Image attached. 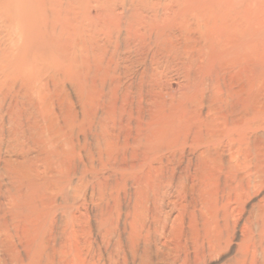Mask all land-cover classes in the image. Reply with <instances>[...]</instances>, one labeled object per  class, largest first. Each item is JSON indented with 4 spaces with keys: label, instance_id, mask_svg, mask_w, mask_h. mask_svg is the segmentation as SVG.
Wrapping results in <instances>:
<instances>
[{
    "label": "bare ground",
    "instance_id": "1",
    "mask_svg": "<svg viewBox=\"0 0 264 264\" xmlns=\"http://www.w3.org/2000/svg\"><path fill=\"white\" fill-rule=\"evenodd\" d=\"M225 5L222 8L227 10L232 7ZM203 18L212 22L209 15ZM226 22L222 24L225 28L213 25L204 32L212 38L208 52L187 59L199 65L191 74L194 93L181 106L160 101L157 52L150 36L143 40L146 62L139 63L140 71L128 86L123 83L127 72L121 71L122 61L114 57L112 44L116 43H110L115 50L111 54L100 48L95 59L101 61H89L90 75L87 67L86 77L75 72L78 110L68 100L65 105V100L46 94V85L33 89L32 94L11 92L10 107L6 98V131L5 117L0 120V264H152L151 256L154 264H204L228 249L236 231L240 239L226 264H264V65L253 75L250 32L240 24H231L226 31ZM84 38L89 41L88 36ZM171 50L163 51L167 59ZM63 67L65 74L73 68ZM2 150L8 158L1 156ZM257 196L255 204L246 209Z\"/></svg>",
    "mask_w": 264,
    "mask_h": 264
},
{
    "label": "rangeland",
    "instance_id": "2",
    "mask_svg": "<svg viewBox=\"0 0 264 264\" xmlns=\"http://www.w3.org/2000/svg\"><path fill=\"white\" fill-rule=\"evenodd\" d=\"M100 1H102V0H100ZM128 1H131L130 4H129ZM174 1L175 2H173V0H147V1L146 0H107V1L103 0V2H99V0H0V65L2 64L1 67H0V73H1L0 74V88H1L0 89V102L3 99L2 104L0 103V105H3V106H1L2 110L0 109L1 110L0 111V116H1L0 120H1V118L4 119L3 117H5V119H6V120L4 119V121L2 120L3 124L5 125L4 126V128H5L4 130L5 131L7 130L6 129L7 121H8L7 119L9 118V116L7 114H9L8 112H9L10 101H11V92H13V91H19L20 93L21 92L22 93L23 92H28V94L29 93L32 94V90L33 89L36 90L38 88H42L43 85L44 86L46 85L47 86V87L45 86L46 94H48V92H49V94H48L49 96L52 97V95L53 96L55 95L56 97L60 98L61 100H63V101L65 100V102H64L65 105L69 101V102H71L74 105V108L76 110H78L79 108L77 107L78 106V102L77 101H78L79 92H78V89H77V85H73V84H76V82H77V80H75L76 76H74V75H76L75 72L79 71V73L77 75L78 76H82V75L84 76V74H85L86 70L88 69L89 64H90L91 61H93V60H96V61H93V62L101 61L97 57L95 59V56H96V54H98V51L100 50V48H101V50H100L101 52L105 53V51L106 52L108 51V53H110V54L116 50L114 52V57L116 59L118 58L117 61L118 60L122 61L121 63L123 65L121 64L122 65L121 67H123V68H121V71L122 72L126 71L127 72V74H126L127 76L130 75V77L125 76V78L123 80L124 81L123 82L124 85L128 86V84L134 80V78H132V77H134V75H136L140 71L139 63L146 62V59L144 57V52L146 50V46L144 45V41L143 40L144 39L147 40V38L149 36L151 37V40L154 38L153 39L154 48H155V52H157L156 56H155V60H157V62L156 61L155 62H156V66H157V73H158V77H159V81H160L159 84H160V88H161V92H160L161 96L159 95L161 97V100H160V98H159V100L160 101L164 100V102H167V104H172V106H176V105L181 106L182 103L190 102L189 101V97H191L193 95L194 90L196 88L195 86L192 85L193 81L191 80V77H192L191 74L194 73V70H197V66L199 64L188 63L187 59L191 58L190 56L197 57L198 55L202 54L203 52H208L209 51V49L211 48L210 44L212 42V38L211 37L208 38V35H207L208 32L205 33V34H204V32L206 30L209 31V29L212 30L211 28L213 27V25L214 26L216 25L215 27L218 28V29H219L220 25L223 27V25H226V24H224L226 22L225 21L226 18H227V22H228V23L227 22L226 23L228 25H230V26L227 25L226 31L233 27L231 24H233V25L240 24L241 28L244 26L243 28H247L248 31L250 32L249 36L251 38V41L253 42L252 43V47H253L252 48V53H254L253 55L255 57L254 60H253V65H254V67H253V75L258 74L259 70H261L263 68V65H264V62H263L264 61V53H261V52H264V32L262 31V33H263L262 34L260 31H261V29L262 30L264 29V11H263L264 10V0H261V2H260V0H256V1H258V3H256L255 0H244V1L243 0H235L234 4H233V0H209V3L207 2L208 0H206V1L205 0H198V2H197V0H182V1L181 0H174ZM195 1H196V3H199V4L197 5L195 3ZM220 1H223V2H220ZM228 1H230V4H229ZM239 1H241L242 3L239 2ZM219 2L220 3H226L227 2L229 5L220 4ZM246 2H247V5L244 4ZM70 3H72V4H70ZM97 3H99V4H97ZM102 3H104L105 5H103ZM108 3L109 4L111 3V4L109 5ZM127 3H128L129 6H127ZM132 3L134 4V6H133ZM169 3H171V6L173 8L170 7ZM184 3L187 6H185ZM187 3H189L190 5H188ZM210 3H211L212 7H210ZM239 3H241V4L239 5ZM95 5H96V7H95ZM111 5H112V8L110 7ZM122 5H124V6H122ZM201 5H203V6H201ZM219 5H221V6H219ZM224 5L226 6V8L231 7L230 5H232V7L229 8L230 10L229 9L227 10V9H225V7L222 8V6H224ZM104 6H106V7H104ZM153 6H155V7H153ZM180 6H181V8H180ZM249 6H251V7H249ZM122 7H124V8H122ZM164 7H165V10H163ZM247 7L250 8V9H248ZM130 8H133V9H130ZM137 8H139V9H137ZM175 8H177V9H175ZM219 8H220V10H219ZM172 9L175 12H172ZM241 9L242 10L244 9L245 12H242ZM128 10H130V11H128ZM137 10H139L138 12L141 11L142 13L141 12L138 13ZM162 10L164 11V13H165L166 10L167 11L164 14ZM194 10H195V13H193ZM202 10H203V12H201ZM207 10H210V11H207ZM223 10H226V14L224 13ZM234 10H236L238 12H236ZM132 11L134 13H132ZM148 11L151 12V13H149ZM197 11H199V12H197ZM221 11L224 14L221 13ZM232 11L234 12V14L232 13ZM249 11H250V14L248 13ZM186 12H187V15H190V16H187ZM188 12H191V13H188ZM158 13H160L161 15L158 14ZM180 13L182 14V16H181ZM215 13H216V18L214 17ZM247 13H248L249 16L246 15ZM69 14H70V16H69ZM130 14H134V15L130 16ZM152 15H154V16H152ZM156 15H158V16L160 15V16L158 17ZM208 15L212 19V22H210L211 25L208 24L209 20H210L208 18ZM220 15H221L222 19L220 18V20H219V16ZM224 15H225V17H224ZM244 15H246L245 18H244ZM123 16L125 17V19L123 18ZM193 16H196L195 17L196 19ZM228 16H230L231 18L228 17ZM235 16H236V18H235ZM140 17H142V19ZM166 17H168L169 20H168V18L164 19ZM203 17H207V19H209L208 23L206 21V18H203ZM241 17H243L244 19L241 18ZM255 17H256V19H255ZM131 18H134V19H131ZM178 18L182 19L184 21H181L179 23L180 20L178 21ZM198 18H199L200 21L198 20ZM148 19H150V20L148 21ZM156 19H158V20H156ZM217 19L219 20V22H218ZM164 20H166V22L168 20V22L164 23ZM195 20H196V22H195ZM203 20H205V21H203ZM247 20H249L248 22L251 21L250 24L249 23L247 24ZM133 21H135V22L137 21V22L135 23ZM235 21H237V22L235 23ZM119 22H121V23H119ZM159 22L163 23V24H160ZM187 22H189V23H187ZM138 23L140 25H138ZM181 23H184L183 25H185V26H182ZM260 23L263 24V25H261ZM120 24H122V25H124L126 27H124V26H122ZM217 24H219L218 27H217ZM163 25H165V26H163ZM208 25L210 26L209 28H208ZM246 25L247 26L250 25V26H252V28L256 29V31L253 29V31H255L254 37L251 35L252 32H253V31H250L251 27L250 26L247 27ZM255 25H258V26L256 27ZM118 26H120V27H118ZM147 26H148V28H147ZM161 26H162L163 29L161 28ZM260 26H261V28H260ZM156 27H158V28H156ZM258 27L260 29L259 31H257ZM136 28L139 29L138 30L139 32L141 31V34L137 31ZM143 28H144V30H143ZM181 28H182V31H181ZM202 28L204 30H202ZM223 28H225V26ZM91 29H93V30H91ZM105 29L107 30V32H106ZM131 29H132V31H131ZM158 29H160V30H158ZM187 29H189V31ZM83 30L85 32H87L86 34L88 36V40L89 41L85 40L84 37H86V39H87V36H86V34L84 33ZM112 30H114V31L111 32ZM116 30H118L117 33L115 32ZM199 30L203 31V32H200ZM220 30L223 31L224 29L221 28ZM151 31H152V33H151ZM160 31H163V32H160ZM186 31L188 32L187 34H186ZM129 32H131L132 36L130 35ZM142 32H143V34H142ZM179 32H180V34H179ZM223 32H225V30ZM95 33H96L97 37L95 36ZM184 33L187 36H185ZM198 33H201V34L199 35ZM259 33H260V35H259ZM123 34H125L126 36L128 35V36L126 37ZM174 34H175V37H173ZM181 34H182L183 38H182ZM129 35H130V37H129ZM135 35H136V37L138 35L137 39H136ZM256 35H257V37H255ZM169 36L172 37L173 39H171ZM204 36H206L205 37L206 41H204V39H203ZM94 37H95V39H94ZM176 37H178L179 39L176 38ZM184 37L186 39L188 37V39L185 40ZM261 37H262V39H261ZM82 38H83V40H82ZM259 38L261 39V41L259 40ZM104 39H106L107 42H106V40L104 42L103 41ZM111 39H113L112 42L110 41ZM180 39H182V40H180ZM90 40H91V42H90ZM178 40L180 42L183 41V42H181V45H180V42ZM257 40H259V41H257ZM63 41H66V42H63ZM76 41H79V42H76ZM172 41L175 42V43L173 44ZM209 41H211V42L208 43ZM256 41H257V43H256ZM83 42H85V43H83ZM100 42L104 46H101L102 44ZM82 43L85 44V45L82 46ZM106 43L109 44L108 48L110 50L105 48L107 46ZM110 43L111 44L112 43H116L117 44V45L112 44L115 50L113 49V47L110 48L111 47ZM259 43L260 44L263 43V46L260 45ZM61 44H63V45H61ZM93 44L94 45L96 44V45L94 46ZM124 44H126L127 46H125ZM130 44H132V45H130ZM198 44L200 45V47H199ZM91 46H93V47L91 48ZM115 46L118 47V48L121 47V49H118V48L116 49ZM135 46H136V48L134 49ZM196 46L199 47L198 50H197L198 47H196ZM78 47H80V49H78ZM86 47L88 48V52H87ZM103 47L105 49H103ZM170 47L173 50H171V52L169 53L170 59H169V57L167 59L165 57L166 53L163 52V51L166 48L168 49ZM206 47H207V49H206ZM89 48L91 50H89ZM137 48L139 50H137ZM189 48H190V50H189ZM185 50H186V52H185ZM130 51H132V52H130ZM180 51H182V52H180ZM5 52H6V54H5ZM126 52H127V54H126ZM59 53H60V55H59ZM76 53H78V55ZM84 53L86 54V57H85ZM118 53H119V55H118ZM132 53L133 54L136 53V55L134 54L135 56H132L133 55ZM182 53H184V55ZM190 53H191V55H189ZM64 54L66 56H64ZM79 54H80V56H79ZM82 54L84 56H82ZM139 55L143 59H141L139 57ZM174 55H177V56H174ZM73 57H75L76 59L73 58ZM127 57H128V59H127ZM133 57H134V59H133ZM164 57H165V59H163ZM174 57H175L176 61H175ZM38 58H39V61H38ZM183 59L185 61H183ZM4 60H5V63H4ZM65 60H66V63H65ZM179 60L180 61L182 60L183 62L181 61V63H180ZM167 61H169V62L171 61V62L169 63ZM207 61H208V57L202 63L203 64L202 65L203 68L206 66ZM41 62H43V63H41ZM73 63H74V65H73ZM172 63H174L175 65L172 64ZM6 64L8 66H6ZM36 64L42 65V66L39 67ZM68 64L73 67L72 70L66 71V74H65V72H61L65 68L63 66L68 65ZM181 64L183 66H181ZM83 65H84V68H82ZM178 65H179L180 69L177 68ZM184 65H186L187 68ZM192 65H193L194 68L192 67ZM36 66H37L38 70H37ZM78 66H79V68L80 67L81 68L78 69ZM126 66H128V69H127ZM130 66L133 69L132 68L130 69L129 68ZM44 67H45V69H44ZM48 67H50V68H48ZM86 67H87V69H86ZM51 70H52V72H51ZM34 71H36V72H34ZM87 71H88L87 73L89 75H90V73H92V70L88 69ZM8 72L10 73V75H9ZM63 73L65 74L64 76L62 75ZM80 73H82V74H80ZM131 73H133V74H131ZM161 73H163V74H161ZM57 74H58V76H57ZM12 75H14V76H12ZM35 75L39 76V77L35 78ZM46 75L48 77H45ZM69 75H70V77H69ZM189 75H191V76H189ZM49 76H50V78H49ZM59 76H61V77L58 78L59 80H57V78H55V77H59ZM14 77H15V79H14ZM20 77L23 78L22 79L23 81L20 80ZM26 77H27V79H26ZM84 77H86V76H84ZM38 78L41 79V80H39L40 82L38 81ZM63 78H66V79H63ZM71 78H72V81L73 80L75 81V82L73 81L74 83L72 81H70ZM49 79L50 80L52 79V80L50 81ZM16 80L20 81V86H19V82L16 81ZM63 80H65V81H63ZM10 81H11V83H10ZM44 81H45V83L43 84ZM66 81L67 82L69 81L70 83L69 82L67 83ZM1 82H2V84H1ZM13 82H14V84H13ZM15 82H16V84H15ZM31 82H32V84H31ZM12 84L15 86V88H14V86L12 87ZM33 84H35V86ZM57 84H58V86H56ZM5 87H6V89H5ZM17 87H18V89L16 90ZM24 87H26V88H24ZM52 87H54V88H52ZM55 87H57V89L59 88V90H57ZM96 88H99V86L96 87ZM47 89H49L50 91L47 90ZM86 89H89V86L86 87ZM27 90H29V91H27ZM65 90H67L68 92L65 91ZM8 91H9V93H8ZM54 91H56L55 94H53ZM89 91H90V89H89ZM166 92H167V94H166ZM57 93H58V95H57ZM60 93L61 94L63 93V94L61 95ZM1 94L4 95V97ZM65 94H66V96H65ZM48 95H47V98L49 99L48 101L50 102L51 97H49ZM68 95H69V97H68ZM1 96L3 97L2 99H1ZM55 96H54V98H55ZM184 96H186V98ZM63 97H64V99H63ZM65 97L70 98V99H67ZM47 98H46V100H47ZM6 100L8 101L7 103H9V107L6 104ZM175 102H176V104H175ZM173 104H175V105H173ZM3 108H6V109L8 108V109L6 111ZM3 110H5L4 114H3ZM4 135H6V133H4ZM3 155H5V156H3ZM6 155L7 154L4 152V150H2L1 156L4 157V158H8V155L7 156ZM258 197L259 196L255 197V199L253 198L249 202V204L246 206V209H249L252 203H253L252 205H254L255 202L257 201ZM239 239H240L239 238V233H238V231H236L235 235H234V238L231 241V244L229 245L228 249L225 252H223V253H221L219 255H216L214 257L208 258L205 261L204 264H226L227 261L233 255V252H234V249H235L234 244L236 242H238ZM152 250L155 251V247L154 246H152ZM151 258H152L151 260H153L152 264H154L155 257L151 256Z\"/></svg>",
    "mask_w": 264,
    "mask_h": 264
}]
</instances>
